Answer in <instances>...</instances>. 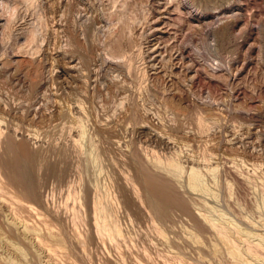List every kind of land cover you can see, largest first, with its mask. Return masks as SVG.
Wrapping results in <instances>:
<instances>
[{"label": "rangeland", "instance_id": "374dc122", "mask_svg": "<svg viewBox=\"0 0 264 264\" xmlns=\"http://www.w3.org/2000/svg\"><path fill=\"white\" fill-rule=\"evenodd\" d=\"M30 1L0 0V264H264V0Z\"/></svg>", "mask_w": 264, "mask_h": 264}, {"label": "bare ground", "instance_id": "6f19581e", "mask_svg": "<svg viewBox=\"0 0 264 264\" xmlns=\"http://www.w3.org/2000/svg\"><path fill=\"white\" fill-rule=\"evenodd\" d=\"M22 1H23V0H22ZM67 1H68V0H67ZM79 1H81V0H79ZM79 1H78V2H79ZM93 1H94V0H93ZM115 1H116V0H115ZM121 1H122V0H121ZM121 1H120V2H121ZM203 1H204L205 3H207V4H209V3H212V2H214V1L217 2V1H219V0H203ZM24 2H25V0H24ZM30 2L32 3V0H31ZM116 2H118V0H117ZM141 2H142V1H141ZM222 2H223V1H222ZM28 3H29V2H28ZM42 3H43V2H42ZM49 3H50V2H49ZM53 3H54V2H53ZM66 3H67V2H66ZM72 3H73V2H72ZM92 3H93V2H92ZM113 3H115L114 0H113ZM123 3H124V2H123ZM205 3H204V4H205ZM75 4H76V3H75ZM78 4H79V3H78ZM86 4H88V3H85V5H86ZM111 4H112V3H111ZM111 4H110V5H111ZM72 5L74 6V3H73ZM80 5H81V4H80ZM112 5H113V4H112ZM122 5H124V4H122ZM126 5H127V4H126ZM58 6H59V5H58ZM63 6L65 7V5H63ZM93 6H95V5H93ZM71 7H72V6H71ZM81 7L84 8V6H82V5H81ZM96 7H97V6H96ZM111 7H112V6H111ZM114 7H115V6H114ZM68 8H69V6H68ZM129 8H130V7H129ZM55 9H56V8H55ZM55 9H54V10H55ZM61 9H62V8H61ZM80 9H81V8H80ZM87 9H88V6H87ZM89 9H90V8H89ZM89 9H88V10H89ZM48 10H49V9H48ZM78 10H79V8H78ZM52 11H53V10H52ZM70 11H71V10H69V9H67V8H65V9L63 8L62 11H61V14L59 13V14H60V17L63 18V23H64V24H63V27H64V28L62 29V31L65 33V36H66L65 39H66V41L68 42V44H67L68 49H69V46H68V45H70V44H69V43H70L69 41L75 43V44H76V47H77V46L80 47V45L84 43L83 41L80 42V40H79V38H78V34H79V33L83 34V33H82L81 31H80L79 33H77V30H76V29H77L76 26H79V25H76V23H78L79 20H77V22H74V24L76 25V26H75L76 28L73 27V28L70 29V27H72L70 24H72L73 21H75V19H73V18L76 16V15H74V14L71 13L72 15H74V17H71V16H70ZM75 11H76V10H75ZM84 11H85V10H84ZM98 11H99V10H98ZM82 12H83V11H82ZM85 12H86V11H85ZM120 12H121V11H120ZM57 13H58V12H57ZM74 13H75V12H74ZM86 13H87V12H86ZM133 13H134V12H133ZM138 13H139V12H138ZM76 14H77V13H76ZM88 14H89V13H88ZM88 14H87V15H88ZM115 14H116V13H115ZM118 14H119V13H118ZM140 14H141V13H140ZM77 15H78V14H77ZM80 15H81V12H80V10H79V16H80ZM108 15H109V14H108ZM123 15H124V14H123ZM143 15H144V14H143ZM145 15H146V14H145ZM148 15H149V14H148ZM43 16H44V15H43ZM55 16H57V15H55ZM79 16H78V17H79ZM81 16H83V13H82ZM89 16H90V14H89ZM89 16H88V17L85 16V17H86V18H89ZM92 16H93V15H92ZM113 16H114V15H113ZM133 16H134V15H133ZM139 16H140V15H139ZM146 16H147V15H146ZM146 16H144L145 19H146ZM37 17H38V16H37ZM78 17H77V18H78ZM94 17H95V15H94ZM125 17H127V16H124V18H125ZM77 18H76V19H77ZM83 18H84V17H83ZM137 18H138V17H137ZM139 18H140V17H139ZM39 19H40V18H39ZM55 19H56V18H55ZM58 19H59V18H58ZM71 19H72V20H71ZM78 19L81 20V18H78ZM84 19H85V18H84ZM84 19H83V20H84ZM95 19H96V18H94V19H93V18H92V19L90 18L89 20H91V21H90V22L88 21V23L86 22V26L84 27V28H85L84 31L87 33V36H89L91 33L93 34V29H94V32H95V30L97 29V28H96V29L94 28V26L96 25V22H97V21L95 22ZM97 19H98V18H97ZM111 19H112V18H111ZM126 19H127V18H126ZM126 19H125V20H126ZM131 19H132V18H131ZM131 19H130V20H131ZM140 19H141V18H140ZM140 19H139V20H140ZM53 20H54V19H53ZM98 20H99V19H98ZM121 20H122V19H121ZM125 20L123 21V24H121V27H118V25H117V27L120 28V32H121L122 36H123V33H124V32H127V31H125L127 28H128L127 30L131 32V30L133 31L134 28L136 27V25H135V26H132V23H134V22L131 23V22L129 21V22L131 23V24H130L129 22H127V20H126V21H125ZM137 20H138V19H137ZM139 20H138V21H139ZM146 20H147V19H146ZM71 21H72V23H70ZM99 21H100V20H99ZM111 21H112V20H111ZM131 21H132V20H131ZM142 21H143V20H142ZM147 21H148V20H147ZM80 22H81V21H80ZM80 22H79V23H80ZM119 22H120V21H119ZM37 23H38V22H37ZM43 23H44V22H43ZM49 23H51V21H50ZM81 23H82V22H81ZM113 23H114V22H113ZM113 23H112V24H113ZM116 23H117V21H116L114 24L116 25ZM120 23H122V22H120ZM138 23H139V22H138ZM145 23H147V22H145ZM51 24H52V23H51ZM53 24H54V23H53ZM57 24H58V23H57ZM74 24H73V26H74ZM101 24H102V23L100 22V25H101ZM110 24H111V23H110ZM118 24H119V23H118ZM139 24H140V23H139ZM38 25H39V24H38ZM42 25H44V26L42 27V29H43V28L45 27V23L42 24ZM58 25H59V24H58ZM81 25H85V24H81ZM81 25H80V26H81ZM115 25H114V26H115ZM39 26H40V25H39ZM50 26H51V25H50ZM80 26H79V27H80ZM144 26H145V24H144ZM81 27H82V26H81ZM97 27H98V25H97ZM48 28H49V27H48ZM130 28H131V30H129ZM45 29H47V28L45 27ZM56 29H58V27H57ZM79 29H80V28H79ZM109 29H110V28H109ZM33 30H34L33 32H35L36 28L33 29ZM58 30L61 31V29H58ZM113 30H114V29H113ZM145 30H146V29H145ZM54 31H55V30H54ZM84 31H83V32H84ZM97 31H98V30H97ZM97 31H96V32H97ZM108 31H109V30H108ZM117 31H118V30H117ZM117 31H116V32H117ZM52 32H53V31H52ZM57 32H58V31H57ZM85 32H84V33H85ZM118 32H119V31H118ZM30 33H32V32H30ZM30 33H28V34H30ZM60 33H61V32H60ZM64 33H63V34H64ZM109 33H110V32H109ZM213 33H214V32H213ZM232 33H233V32H231L230 26H222L220 29H218L217 31H215V35H214V36H216V37H214V38H217L219 44H221L223 47L227 48L226 46L229 45V44H232V42L234 41V40H233V37H234V36H232ZM36 34H37V33H36ZM97 34H98V33H97ZM111 34H112V32H111ZM121 34L119 33V35H120V41L118 42V39H119V38H117V40H116V42H117L118 44H116V45L113 44L114 46H111V47H112V48H111V51L108 50V51L111 53L112 57H116V58H118V57L121 56V57L123 58V56L125 55V53H127L128 51H129V53H130V52L132 51L131 48H132V44H133V43H132V42H131L132 44L130 43V44H131V48H130V44H129V42H130L131 39L128 38V39H129V42H128L127 45H129V46H128L127 48H130V50H128V49L126 48L128 51L126 50V52H125L124 44H123V42L121 41V40L124 39V38L121 37ZM128 34H129V33L127 32L126 35H128ZM133 34H134V33H133ZM133 34H131V35H133ZM32 35H34V37H35V34H31V36H32ZM49 35H50V34H49ZM85 35H86V34H85ZM113 35H114V33H113ZM113 35H112V36H113ZM116 35H117V34H116ZM116 35H115V37H116ZM82 36H83V35H82ZM129 36H130V34H129ZM129 36H128V37H129ZM34 37H32L30 40L32 41V39H36V38H34ZM60 37H63V36L61 35ZM117 37H118V36H117ZM124 37L126 38L125 34H124ZM130 37H131V36H130ZM145 37H146V36H145ZM46 38H47V37H46ZM121 38H122V39H121ZM131 38H132V37H131ZM146 38H147V37H146ZM26 39H27V38H26ZM49 39H50V38H49ZM52 39H53V38H52ZM106 39H107V38H106ZM111 39H114V38H111ZM111 39H110V40H111ZM128 39H127V41H128ZM144 39H145V38H144ZM147 39H148V38H147ZM147 39H146V40H147ZM234 39H235V38H234ZM28 40H29V39H28ZM50 40H51V39H50ZM88 40H89V39H88ZM91 40H92V39H91ZM108 40H109V39H108ZM135 40H136V39H135ZM89 41H90V40H89ZM123 41H124V40H123ZM144 41H145V40H144ZM26 42H28V45H29V42H30V41H26ZM32 42H33V41H32ZM64 42H65V41H64ZM92 42H93V41H92ZM109 42H111V41H109ZM116 42H113V43H116ZM87 43H88V42H87ZM135 43H136V42H135ZM135 43H134V44H135ZM30 44H31V42H30ZM48 44H50V43H48ZM79 44H80V45H79ZM108 44H109V43H108ZM134 44H133V45H134ZM137 44H138V43H137ZM235 44H236V43H235ZM55 45H56V44H55ZM58 45H59V44H58ZM83 45H84V44H83ZM83 45H82V46H83ZM93 45H94V44H93ZM105 45H106V44H105ZM109 45H110V44H109ZM109 45H108V46H109ZM125 45H126V44H125ZM127 45H126V46H127ZM135 45H136V44H135ZM61 46H62V45H61ZM65 46H66V45H65ZM86 46H87V48H88V45H86ZM222 46H221V47H222ZM56 47H57V46H56ZM67 47H65V48H67ZM72 47H73V45H72ZM72 47H71V49H72ZM74 47H75V45H74ZM78 47H77V48H78ZM223 47H222V48H223ZM230 47H231V46H230ZM58 48H59V47H58ZM58 48H56V49H58ZM61 48H62V47H61ZM77 48H76L75 51H76V52H77V51L80 52L81 50H80V49L77 50ZM83 48H85V47L83 46ZM106 48H107V47H106ZM109 48H110V47H108V49H109ZM136 48H137V47H136ZM218 48H219V47H218ZM46 49H47V48H46ZM46 49H45V50H46ZM71 49H70L69 51H71ZM91 49H92V48H91ZM64 50H65V49H64ZM85 50H86V48H85ZM135 50H136V49H135ZM172 50H173V49H172ZM36 51H37V49H36ZM52 51H53V49H52ZM72 51L75 53L74 49H72ZM72 51H71V52H72ZM86 51H87V50H86ZM86 51H84L85 54H83V57H81L79 53H77V54H79V57H81V59L84 60V61L82 60L83 62H87V63L89 62V63H90V61H89V59H88V58H90V57H87V56H88V52H86ZM106 51H107V50H106ZM141 51H142V50H141ZM73 52H72V53H73ZM90 52H91V51H90ZM135 52H136V51H135ZM81 53H82V51H81ZM93 53H94V51H93ZM129 53H128V54H129ZM64 54H65V53H64ZM77 54H75V55H73V57H71V62L73 63V64L71 65L72 67H73V66H76V64H78V61L75 62V60H77L78 58H77V57H74V56H76ZM86 54H87V56H86ZM91 54H92V53H91ZM97 54H98V53H97ZM66 55L68 56V54H66ZM66 55H65V56H66ZM101 55H102V54H101ZM126 55H127V54H126ZM126 55H125V56H126ZM133 55H134V54H133ZM138 55H139V54H138ZM91 56H92V55H91ZM109 56H110V55H109ZM128 56L131 58V54L128 55ZM112 57H111V58H112ZM132 57H133V56H132ZM42 58H43V57H41L40 60H43ZM46 58H47V57H46ZM63 58H64V57H63ZM104 58H105V57H104ZM54 59H55V58H54ZM57 59H58V58H57ZM81 59H80V60H81ZM112 59H113V58H112ZM120 59H121V58H120ZM131 59H132V58H131ZM78 60H79V59H78ZM90 60H92V59H90ZM127 60H128V57H127ZM132 61H133V60H130V61L128 60V62L133 63ZM74 62H75V63H74ZM83 62H82V64H83ZM95 62H96V61H95ZM80 63H81V62H80ZM80 63H79V64H80ZM87 63H84V64L87 65ZM131 63H130V65H131ZM3 64H4V63H3ZM125 64H126V61H125ZM80 65H81V64H80ZM90 65H91V64H90ZM97 65H98V64H97ZM103 65H104V64H103ZM111 65H112V64H111ZM130 65H129V67H130ZM134 65H135V64H134ZM142 65H143V64H142ZM166 65H167V64H166ZM40 66H41V65H40ZM52 66H53V65H52ZM82 66H83V65H82ZM131 66H132V65H131ZM66 67H67V65H66ZM76 67H79V66H76ZM97 67H98V66H97ZM123 67H124V66H123ZM138 67H139V66H138ZM167 67H168V66H167ZM74 68H75V67H74ZM74 68H72V69H74ZM142 68H143V67H142ZM78 69H79V68H78ZM83 69H84V68H83ZM120 69H121V68H120ZM131 69H133V68H131ZM146 69H147V68H146ZM74 70H75V69H74ZM86 70H87V69H86ZM86 70H85V71H86ZM93 70H94V69H93ZM105 70H106V69H105ZM118 70H119V69H118ZM35 71H36V70H35ZM61 71H62V70H61ZM146 71H147V70H146ZM89 72H90V71H89ZM111 72H112V71H111ZM37 73H39V72H37ZM87 73H88V72H87ZM94 73H95V72H94ZM104 73H105V72H104ZM116 73H117V72H116ZM131 73H132V72H131ZM74 74H75V73H74ZM76 74H77V73H76ZM85 74H86V73H85ZM30 75H31V74H30ZM71 75H72V74H71ZM119 75H120V74H119ZM141 75H142V74H141ZM147 75H148V73H147ZM80 76H81V75H80ZM84 76H85V75H84ZM96 76H97V74H96ZM100 76H101V75H100ZM106 76H107V75H106ZM114 76H115V75H114ZM131 76H132V75H131ZM48 77H49V76H48ZM86 77H87V76H86ZM115 77H116V76H115ZM121 77H122V76H121ZM124 77H125V76H124ZM126 77H127V76H126ZM139 77H140V76H139ZM73 78H74V77H73ZM78 78H79V77H78ZM95 78H96V77H95ZM113 78H114V77H113ZM83 79H84V78H82V80H83ZM89 79H90V78H89ZM89 79H88V80H89ZM133 79H134V78H133ZM142 79H143V78H142ZM149 79H150V78H149ZM105 80H106V79H105ZM124 80H126V78H125ZM124 80H123V81H124ZM130 80H131V79H130ZM127 81H128V80H127ZM135 81H137V80H135ZM135 81H134V83H135ZM144 81H145V80H144ZM67 82H68V81H67ZM102 82H103V81H102ZM121 82H122V81H121ZM68 83H69V82H68ZM82 83H83V82H82ZM143 83H144V82H142V84H143ZM94 84H95V83H94ZM127 84H128V83H127ZM164 84H165V83H164ZM164 84H163V85H164ZM36 85H37V83H36ZM50 85H51V84H50ZM66 85H67V84H66ZM69 85H70V84H69ZM115 85H116V84H115ZM128 85H130V83H129ZM149 85H150V84H149ZM149 85H148V86H149ZM91 86H92V85H91ZM107 86H108V85H107ZM134 87H135V86H134ZM134 87H133V88H134ZM49 88H50V87H49ZM70 88H71V87H70ZM118 88H120V87H118ZM52 89H53V88H52ZM86 89H87V88H86ZM88 89H89V88H88ZM94 89H95V87H94ZM94 89H93V90H94ZM98 89H99V88H98ZM98 89H96V90H98ZM108 89H110V88H108ZM123 89H124V88H123ZM140 89H141V88H140ZM164 89H165V87H164ZM69 90H70V89H69ZM72 90H73V89H72ZM93 90H92V91H93ZM110 90H111V89H110ZM114 90H115V89H114ZM119 90H120V89H119ZM124 90H125V89H124ZM138 90H139V88H138ZM46 91H47V90H46ZM48 91H49V90H48ZM52 91H53V90H52ZM82 91H84V90H82ZM127 91H128V90H127ZM140 91H142V90H140ZM145 91H146V90H145ZM165 91H166V89H165ZM50 92H51V91H50ZM87 92H88V91H87ZM102 92H103V91H102ZM106 92H107V91H106ZM108 92H109V90H108ZM120 92H121V91H120ZM122 92H123V91H122ZM128 92H129V91H128ZM52 93H53V92H52ZM52 93H51V94H52ZM57 93H58V91H57ZM88 93H89V92H88ZM114 93H115V92H114ZM164 93H165V92H164ZM53 94H54V93H53ZM94 94H95V93H94ZM142 94H143V92H142ZM142 94H141V95H142ZM45 95H46V94H45ZM83 95H84V94H83ZM90 95H91V94H90ZM157 95H158V94H157ZM92 96H93V94H92ZM100 96H101V95H100ZM118 96H119V95H118ZM126 96H127V95H126ZM38 97H39V96H38ZM46 97H47V96H46ZM55 97H56V96H55ZM104 97H105V96H104ZM144 97H145V96H144ZM156 97L158 98V96H156ZM163 97H164V96H163ZM43 98H44V97H43ZM96 98H97V97H96ZM100 98H101V97H100ZM102 98H103V97H102ZM110 98H111V97H110ZM117 98H118V97H117ZM125 98H126V97H125ZM152 98H153V97H152ZM173 98H174V97H173ZM49 99H50V98H49ZM71 99H72V98H71ZM123 99H124V98H123ZM174 99H175V98H174ZM51 100H52V99H51ZM81 100H82V99H81ZM169 100H170V99H169ZM39 101H40V100H39ZM43 101H44V100H43ZM55 101H56V100H55ZM116 101H117V99H116ZM144 101H145V100H144ZM166 101H167V98H166ZM166 101H165V102H166ZM170 101H171V100H170ZM174 101H175V100H174ZM124 102H125V101H124ZM157 102H158V101H157ZM163 102H164V101H163ZM175 102H176V101H175ZM104 103H106V102H104ZM107 103H108V102H107ZM146 103H147V102H146ZM155 103H156V102H155ZM179 103H180V102H179ZM167 104H168V103H167ZM170 104H171V103H170ZM97 105H98V104H97ZM105 105H107V104H105ZM141 105H142V104H141ZM163 105H164V104H163ZM180 105H182V104H180ZM169 106H170V105H169ZM175 106H176V105H174V107H175ZM186 106H188V105H186ZM103 107H104V106H103ZM105 107H106V106H105ZM142 107H143V106H142ZM153 107H154V106H153ZM166 107H168V106H166ZM171 107H173V106H171ZM65 108H66V107H65ZM112 108H113V107H112ZM115 108H116V107H115ZM134 108H135V106H134ZM163 108H164V107H163ZM169 108H170V107H169ZM181 108H182V107H181ZM184 108H185V107H184ZM82 109H83V108H82ZM174 109H175V108H173V110H174ZM79 110H80V109H79ZM86 110H87V109H86ZM104 110H105V109H104ZM104 110H103V111H104ZM130 110H131V109H130ZM175 110H176V109H175ZM152 111H153V110H152ZM158 111H159V110H158ZM178 111H180V110H178ZM178 111H177V112H178ZM183 111H184V110H183ZM188 111H189V110H188ZM73 112H74V111H73ZM108 112H109V110H108ZM137 112H139V110H138ZM143 112H144V111H143ZM171 112H172V111H171ZM81 113H82V112H81ZM140 114H141V113H140ZM162 114H163V113H162ZM184 114H185V113H184ZM62 115H63V114H62ZM93 115H95V114H93ZM108 115H109V114H108ZM175 115H176V114H175ZM203 115H204V114H203ZM66 116H67V115H66ZM70 116H71V115H70ZM79 116H80V115H79ZM113 116H114V115H113ZM115 116H116V115H115ZM182 116H183V115H182ZM67 117H68V116H67ZM109 117H110V116H109ZM168 117H169V116H168ZM199 117H200V116H199ZM201 117H202V116H201ZM113 118H114V117H113ZM130 118H131V117H130ZM154 118H155V117H154ZM200 119H201V118H200ZM203 119H204V118H203ZM203 119H202V120H203ZM149 120H150V119H149ZM157 120H158V119H157ZM95 121H96V120H95ZM163 121H164V120H163ZM171 121H172V120H171ZM173 121H174V119H173ZM196 121H197V120H196ZM58 122H59V121H58ZM100 122H101V121H100ZM161 122H162V121H161ZM65 123H66V122H65ZM75 123H76V122H75ZM116 123H117V122H116ZM202 123H203V122H202ZM215 123H216V122H215ZM59 124H60V123H59ZM69 124H70V123H69ZM69 124H68V125H69ZM73 124H74V122H73ZM81 124H82V123H81ZM117 124H118V123H117ZM180 124H181V123H180ZM66 125H67V124H66ZM70 125H72V124H70ZM75 125H76V124H75ZM152 125H153V124H152ZM172 125H173V124H172ZM203 125H204V124H203ZM64 126H65V125H64ZM173 126H174V125H173ZM198 126H199V125H198ZM56 127H57V125H56ZM60 127H61V126H60ZM66 127H67V126H66ZM74 127H75V126H74ZM85 127H86V126H85ZM141 127H142V126H141ZM204 127H205V126H204ZM114 128H115V127H114ZM142 128H143V127H142ZM171 128H172V127H171ZM199 128H200V127H199ZM206 128H207V127H206ZM209 128H210V127H209ZM64 129H65V128H64ZM66 129H67V128H66ZM152 129H153V128H152ZM183 129H185V128H183ZM248 129H249V128H248ZM67 130H68V129H67ZM69 130H70V129H69ZM178 130H179V129H178ZM254 130H255V129H254ZM74 131H75V130H74ZM152 131H153V130H152ZM158 131H159V130H158ZM252 131H253V130H252ZM150 132H151V131H150ZM250 132H251V131H250ZM253 132H254V131H253ZM69 133H70V132H69ZM152 133H153V132H152ZM193 133H194V132H193ZM203 133H204V131H203ZM150 134H151V133H150ZM158 135H159V134H158ZM200 135H201V134H200ZM203 135H204V134H203ZM261 135H262V134H261ZM73 136H74V135H73ZM146 136H147V135H146ZM235 136H236V135H235ZM248 136H249V134H248ZM79 137H80V136H79ZM157 137H158V136H157ZM242 137H243V136H242ZM260 137H261V136H260ZM232 138H233V137H232ZM255 138H256V137H255ZM257 138H258V137H257ZM80 139H81V138H80ZM95 139H96V138H95ZM260 139H261V138H260ZM70 140H71V139H70ZM70 140H69V141H70ZM85 140H86V139H85ZM88 140H89V139H88ZM143 140H144V138H143ZM234 140H236V139H234ZM119 141H120V140H119ZM236 141H237V140H236ZM71 142H73V141H71ZM90 142H91V141H90ZM116 142H117V141H116ZM168 142H169V141H168ZM180 142H182V141H180ZM240 142H243V141H240ZM12 143H13V142H12ZM16 143H17V142H16ZM26 143H27V142H26ZM95 143H96V142H95ZM235 143H236V142H235ZM13 144H14V143H13ZM20 144H21V143H20ZM84 144H85V143H84ZM23 145H24V144H23ZM25 145H26V144H25ZM91 145H92V144H91ZM206 145H207V144H206ZM236 146H237V145H236ZM15 147H16V146H15ZM234 147H235V146H234ZM238 147H240V146H238ZM22 149H23V148H22ZM234 150H236V149L234 148ZM238 150H239V149H238ZM20 151H21V150H20ZM18 152H19V151H18ZM242 152H243V150H242ZM245 152H246V151H245ZM16 153H17V152H16ZM206 153H207V152H206ZM206 153H205V154H206ZM213 153H214V152H213ZM238 153H239V152H238ZM238 153H237V154H238ZM207 154H208V153H207ZM209 154H210V153H209ZM17 155H18V154H17ZM226 155H228V154H226ZM187 156H188V155H187ZM187 156H186V157H187ZM194 156H195V155H194ZM207 156H208V155H207ZM235 156H236V155H234V157H235ZM239 156H240V155H239ZM241 156H243V155L241 154ZM244 156H245V155H244ZM192 157H193V156H192ZM192 157H191V158H192ZM203 157H204V156H203ZM236 157H237V156H236ZM32 158H33V157H32V152H31L29 149H27V148L24 147L22 155L18 158V165H19V167H20V169H21V171H22L23 173H25L26 169H28V168L31 166V164H32ZM193 158H194V157H193ZM206 158H207V157H206ZM208 158H209V157H208ZM208 158H207V159H208ZM241 158H242V157H241ZM245 158H246V156H245ZM230 159H231V158H230ZM230 159H229V160H230ZM195 160H196V159H195ZM208 160H209V159H208ZM215 160H216V159H215ZM231 160H232V159H231ZM236 160H238V159H236ZM233 161H234V160H233ZM256 161H257V160H256ZM178 162H179V161H178ZM187 162H188V160H187ZM195 162H197V160H196ZM207 162H208V161H207ZM240 162H241V161H240ZM202 163H203V162H202ZM214 163H215V162H214ZM214 163H213V164H214ZM261 163H262V162H261ZM193 164H194V163H193ZM217 164H219V163H217ZM238 164H239V163H238ZM10 165H11V164H10ZM194 165H195V164H194ZM234 165H235V164H234ZM16 166H17V165H16ZM16 166H15V167H16ZM210 166H211V165H210ZM237 166H238V165H237ZM250 166H251V165H250ZM15 167H14V169L17 168V167L15 168ZM184 167H185V166H184ZM195 167H196V166H195ZM202 167H203V166H202ZM205 167H206V166H205ZM9 168H10V167H9ZM198 168H199V167H198ZM11 169H12V168H11ZM20 169H18V170H20ZM180 169H181V168H180ZM183 169H185V168H183ZM201 169H202V168H201ZM261 169H263V168H261ZM185 170H186V169H185ZM202 170H204V169H202ZM213 170H214V169H213ZM241 170H243V169L241 168ZM28 171H29V169H28ZM34 171H35V170H34ZM243 171H244V170H243ZM22 172H20V173H22ZM29 172H30V171H29ZM201 172H202V171H201ZM15 173H16V172H15ZM26 173H27V172H26ZM215 173H216V172H215ZM251 173H252V172H251ZM253 173H254V172H253ZM18 174H19V173H18ZM31 174H32V173H31ZM202 174H203V172H202ZM244 174H245V173H244ZM247 174H248V173H247ZM24 175H25V174H24ZM144 175H145V174H144ZM215 175H216V174H215ZM262 175H263V173H262ZM242 176H243V175H242ZM143 177H146V176H143ZM164 177H165V176H164ZM210 177H212V176H210ZM22 178H25V177H22ZM31 178H32V177H31ZM207 178H208V177H207ZM247 178H248V177H247ZM249 178H250V177H249ZM258 178H259V177H258ZM193 179H194V178H193ZM216 179H217V178H216ZM227 179H228V178H227ZM243 179H244V178H243ZM262 179H263V178H262ZM251 180H252V179H251ZM143 181H144V180H143ZM148 181H150V180H148ZM148 181H147V182L145 181V183L147 184ZM254 181H255V180H254ZM151 182H153V181H151ZM167 182H168V181H167ZM195 182H196V181H195ZM195 182H194V183H195ZM219 182H220V181H219ZM219 182H218V183H219ZM24 183H25V182H24ZM24 183H23V184H24ZM33 183H34V182H33ZM153 183H154V182H153ZM158 183H159V182H158ZM172 183H173V182H172ZM211 183H212V182H211ZM253 183H254V182H253ZM162 184H164V183H162ZM207 184H208V183H207ZM209 184H210V183H209ZM221 184H222V183H221ZM247 184H248V182H247ZM19 185H20V184H19ZM148 185H149V184H148ZM165 185H167V183H166ZM253 185H255V184H253ZM256 185H257V184H256ZM22 186H23V185H22ZM150 186H151V185H149V187H150ZM173 187H174V186H173ZM175 187H176V186H175ZM242 187H243V186H242ZM258 187H259V186H258ZM33 188H34V187H33ZM151 188H152V187H151ZM213 188H214V187H213ZM253 188H254V187H253ZM156 189H157V190H156V191H157V192H156V197H153L154 200H152L153 203H154L153 205H156V208H157V206H160V204H162L163 206H165V205L167 204V202L169 203V201H170V199H171V198L169 197V193L167 194V191H168L169 189L167 190V189H165V188L163 189V188H161V187H160V188L158 187V188H156ZM187 189H188V188H187ZM152 190H153V188H152ZM177 190H178V188H177ZM191 190H192V189H191ZM206 190H207V189H206ZM253 190H254V189H253ZM154 191H155V190H154ZM218 191H219V190H218ZM35 192H36V191H35ZM168 192H169V191H168ZM171 192H172V190H171ZM172 193H173V192H172ZM177 193H179V192H177ZM194 193H195V191H194ZM253 193H254V192H253ZM263 193H264V192H263ZM173 194H174V193H173ZM196 194H197V193H196ZM170 195H171V194H170ZM256 195H257V194H256ZM173 197H174V196H173ZM173 197H172V198H173ZM174 198H176V197H174ZM179 199H180V198H179ZM175 201H176V199H175ZM175 201H174V202H175ZM177 201H178V200H177ZM177 201H176V202H177ZM218 201H219V200H218ZM184 202H186V201H184ZM195 202H196V201H195ZM198 202H199V201H198ZM202 202H203V201H202ZM163 203H164V204H163ZM165 203H166V204H165ZM182 204H183V201H182ZM231 204H232V203H231ZM162 205H161V207H162ZM167 205H168V204H167ZM170 205H171V204H170ZM174 205H175V204H174ZM186 205H187V204H186ZM195 205H196V203H195ZM187 206H189V205H187ZM190 206H191V205H190ZM198 206H199V205H198ZM166 207H167V206H166ZM166 207H165V208H166ZM169 207H170V206H169ZM169 207H168V208H169ZM175 207H176V206H175ZM180 207H181V206H180ZM235 207H236V206H235ZM158 208H159V207H158ZM176 208H177V207H176ZM176 208H175V209H176ZM236 208H237V207H236ZM151 209H152V208H151ZM159 209H160V208H159ZM172 209H173V208H172ZM196 209H197V208H196ZM184 210H185V209H184ZM184 210H182V211H184ZM216 210H217V209H216ZM165 211H167V210H165ZM182 211H181V212H182ZM188 211H189V210H188ZM162 212H163V211H162ZM168 213H169V212H168ZM189 213H191V212H189ZM193 213H194V212H193ZM203 214H205V213H203ZM244 216H245V215H244ZM151 217H152V216H151ZM189 217H190V216H189ZM251 217H252V216H251ZM243 218H244V217H243ZM243 218H241V219H243ZM159 219H160V218H159ZM190 219H191V218H190ZM193 219H194V218H193ZM201 219H202V218H201ZM198 220H199V219H198ZM198 220H197V221H198ZM208 220H209V218H208ZM232 220H233V219H232ZM202 221H203V220H202ZM194 223H195V222H194ZM230 223H231V222H230ZM199 224H200V223H199ZM224 224H226V223H224ZM227 224H228V223H227ZM231 224H232V223H231ZM194 225H195V224H194ZM262 225H263V224H262ZM221 226H222V225H221ZM227 226H228V225H227ZM232 226H233V225H232ZM213 227H214V226H213ZM242 227H243V226H242ZM221 228H223V227H221ZM221 228H220V229H221ZM247 228H248V227H247ZM218 229H219V228H218ZM218 229L216 230L217 233H219ZM205 230H206V229H205ZM252 230H253V229H252ZM220 231H224V229H223V230H220ZM225 231H226V230H225ZM236 231H237V230H236ZM190 232H191V231H190ZM206 232H207V230H206ZM254 232H255V231H254ZM254 232H253V233H254ZM209 233H210V232H209ZM224 234H227V233H224ZM233 234H234V233H233ZM260 234H261V233H260ZM214 235H216V234H214ZM221 235H222V233H221ZM228 235H230V234H228ZM234 235H235V234H234ZM192 236H193V235H192ZM236 236H237V235H236ZM228 237H229V236H228ZM249 238H250V237H249ZM214 241H215V240H214ZM230 241H231V240H230ZM249 241H250V240H249ZM257 241H258V239H257ZM250 242H252V241H250ZM212 244H213V243H212ZM254 244H255V243H254ZM249 246H250V245H249ZM260 246H261V245H260ZM222 247H223V246H222ZM224 247H225V246H224ZM240 247H241V246H240ZM252 247H253V246H252ZM256 247H257V246H256ZM212 248H213V247H212ZM220 249H221V248H220ZM206 250H207V249H206ZM221 250H222V249H221ZM254 250H256V249H254ZM258 250H259V249H258ZM258 250H257V251H258ZM213 251H214V250H213ZM258 253H259V252H258ZM262 253H263V251H262ZM254 254H257V253H254ZM215 255H216V254H215ZM227 255H228V253H227ZM252 255H253V254H252ZM259 255H260V254H259ZM263 255H264V254H263ZM256 256H257V255H256ZM261 256H262V255H261ZM253 257H254V256H253ZM259 257H260V256H259ZM227 258H228V256H227ZM244 259H245V258H244ZM244 259H243V260H244ZM225 260H227V259H225ZM256 261H257V260H256ZM212 262H213V261H212ZM258 263H259V262H258ZM213 264H214V262H213ZM243 264H244V263H243ZM262 264H263V263H262Z\"/></svg>", "mask_w": 264, "mask_h": 264}]
</instances>
